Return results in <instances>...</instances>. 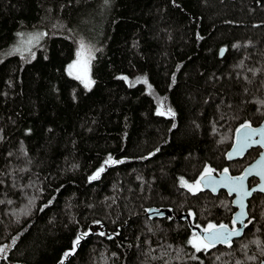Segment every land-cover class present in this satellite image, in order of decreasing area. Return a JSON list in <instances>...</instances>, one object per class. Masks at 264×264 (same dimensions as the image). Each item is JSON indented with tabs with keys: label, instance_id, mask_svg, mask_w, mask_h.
<instances>
[{
	"label": "trees",
	"instance_id": "1",
	"mask_svg": "<svg viewBox=\"0 0 264 264\" xmlns=\"http://www.w3.org/2000/svg\"><path fill=\"white\" fill-rule=\"evenodd\" d=\"M35 28L47 33L35 59L4 54ZM81 39L99 49L91 90L68 72ZM260 100L264 0H0V245L17 238L0 264H60L88 230L64 264H258L263 194L248 200L253 222L231 248L196 252L197 232L176 216L232 226L231 196L194 195L180 178L194 183L206 166L241 173L260 147L225 153L241 124L262 120ZM109 155L124 162L90 182ZM150 206L170 213L149 218Z\"/></svg>",
	"mask_w": 264,
	"mask_h": 264
},
{
	"label": "snow or ice",
	"instance_id": "2",
	"mask_svg": "<svg viewBox=\"0 0 264 264\" xmlns=\"http://www.w3.org/2000/svg\"><path fill=\"white\" fill-rule=\"evenodd\" d=\"M108 2L109 0H104L105 4ZM24 35L25 34L23 33H17V36L20 37H23ZM45 36H47V33L38 32L28 34L27 39H21L20 46L13 47L9 53H7V55L20 54L23 57V52L27 50L31 53V58L35 59V53L31 51V47H27L25 49L24 46H30L33 43L38 44ZM234 47H237V45H234ZM95 51H99V49H93L91 45L86 44L85 41L81 39L76 52V59L68 65L69 75H73L72 70L74 69V78L79 80L84 85V87L89 90H91V87L95 84V81L91 78V62L93 59H95ZM225 51L226 49L222 48L220 50V55H223ZM119 78L124 80L128 79L127 77ZM174 82L175 77L173 76V83ZM136 83H147V77H138ZM130 86H134V84L130 83ZM149 88H151V85H149ZM258 103L264 106V100H260ZM163 107L164 102L161 101L157 109V115H165V112L161 110ZM167 114L173 117L175 116V112L170 107L167 109ZM173 127H175V125H173ZM236 134V144L233 147V151L228 153V159H232L234 156H242L247 149L252 148L253 146L264 147V127L253 128L251 122L246 121L236 129ZM257 136L259 139H255ZM157 151H159V149H157ZM150 155H154V153ZM123 162V160L114 159L111 155H109L101 167L89 177V181L91 182L98 180L100 175L106 170V166H112ZM214 171L215 169L211 168L210 166H206L200 177L194 183H189L184 180L183 177H181V186L186 188L194 195L202 190L201 185L204 188H210L213 192H216L219 187H226L228 189L229 195L233 193L236 194V199L233 201V203L239 206L240 211L234 214V217L231 221V228L223 223L216 225L210 222L203 230L205 235L200 236L194 232L188 243L191 244L193 248H195L196 252H207L209 249L214 248L217 244H224L231 248L233 244L232 238L241 237L244 233V230L249 224L253 222L254 219L253 217H250L249 213L246 211L245 199L252 196L253 193L257 191L264 193V152L261 153V158L257 160L255 164L245 169L241 176H229V169L225 168L223 169V178L221 180H216L212 175ZM252 175L260 177L261 183L249 190L245 186L244 182L249 176ZM51 203L52 201H49L48 204L40 208L39 211H43L44 208H47ZM29 204H34V198L29 200ZM19 211L23 215L30 214V212L27 210V206L26 208H22ZM147 211L156 212L158 215H163V213L159 212V210L148 209ZM245 217H248L247 222H245ZM169 219H171V217H169ZM96 223H99V221H96ZM237 224H239V227H236ZM90 234L91 230L78 233L72 241L71 249L65 251L63 254L60 264H64V261L68 257L75 255L77 249L81 245V242L84 241ZM98 234L101 236L106 235L104 232H100ZM16 239L17 238H13L10 244L0 245V256L6 258L7 250L16 244ZM108 239H112V236H108ZM251 243H254L257 246L264 244V242L260 240H254ZM242 248H247V245H242ZM261 254L264 255V247H261ZM192 259H198V257L193 256ZM216 259L219 260L220 257H216ZM247 259L254 261L257 259V257L249 256ZM236 264H241V262L237 261ZM261 264H264V261H261Z\"/></svg>",
	"mask_w": 264,
	"mask_h": 264
},
{
	"label": "water",
	"instance_id": "3",
	"mask_svg": "<svg viewBox=\"0 0 264 264\" xmlns=\"http://www.w3.org/2000/svg\"><path fill=\"white\" fill-rule=\"evenodd\" d=\"M219 56H222V55H220V53H219ZM252 127H253V128L264 127V116H263L262 120L260 121V123H259L258 125H255V126L252 125ZM236 136H237V134H236V130H235L232 145L230 146V148H229V149L227 150V152L225 153V157H226V159H227L228 161H233V160H235V159H238V158H240V157H243V156L248 152V150L250 149V148L247 149V150L244 152V154H243L242 156H234L232 159H228V153L233 151V147H234V145L236 144ZM255 139H259V137L257 136V137H255ZM253 147H260V146H253ZM260 149H261V151L258 153V155L243 167L241 173H239V174H233V175H232V174H230V173L228 172V175H229V176H233V177H235V176H241V175L244 173V170H245V169H247V168H249L251 165L255 164L256 161L259 160V159L261 158V153L264 152V147H260ZM212 175H213V177H215L216 180H221V179L223 178V176H224V173H223V170H222V171L217 172V173H214V172H213ZM199 177H200V176H199ZM199 177H198V178H199ZM252 178L255 179V182H251V179H252ZM244 183H245V186L250 190L251 188H254V187H256L258 184H260V183H261V180H260V177L255 176V175H252V176H249V177L245 180ZM201 189H202V190L209 191V192H212V193H214V194H216V193H218L219 191L223 190V191H225V192L229 195V193H228V189H227L226 187H219V188L217 189L216 192H213L210 188H204L202 185H201ZM254 193H261V194L264 195V193L259 192V191L254 192ZM254 193H253V194H254ZM229 196H231V205H232V207L234 208V211H233V213H232V219H233L234 214L237 213V212H239L240 209H239V206H238V205H236V204L233 203V201L236 199V194L233 193V194H231V195H229ZM250 198H251V196H250V197H247V198L245 199L246 211H247V207H248V200H249ZM148 209L159 210V212L163 213V215H158V214H156V212H149V211H147ZM168 212L170 213L169 209H167V208H165V207L157 208V207H154V206H150V207H148V208L146 209V211H145V215H146L147 217H149V218H156V217L164 216V215H166ZM247 212H248V211H247ZM176 217H177V218H182V219H186V220H188L189 223H190V226H191L192 230H195V231L197 232V234H199L200 236L205 235V233H204V231H203L204 229H203L202 227H200V226H198V225L191 224V219H190L191 215H190L189 213H181V214H178ZM244 219H245V222H247L248 217H245ZM218 225H219V224H218ZM226 225H227V224H226ZM228 226H229V225H228ZM231 227H232V226H229V228H231ZM236 227H239V224H237ZM237 238H239V237H233L232 240L237 239ZM261 261H264V258H263ZM261 261H260L258 264H261Z\"/></svg>",
	"mask_w": 264,
	"mask_h": 264
},
{
	"label": "rangeland",
	"instance_id": "4",
	"mask_svg": "<svg viewBox=\"0 0 264 264\" xmlns=\"http://www.w3.org/2000/svg\"><path fill=\"white\" fill-rule=\"evenodd\" d=\"M42 32V33H45V31L44 30H42V29H38V28H35V29H30V30H21V31H19L18 33H23V34H25L23 37H21V38H19L20 36H17L18 38H16L15 39V41L12 43V44H10L8 47H7V49L6 50H4V54L5 55H7V53H9V51L13 48V47H15V46H20V41H21V39H27V36H28V34H32V33H34L35 31H38V32H40V31ZM40 32V33H41ZM93 43L94 42H86V44H89V45H91V46H93ZM36 45V43H33L32 45H25L24 47H25V49L27 48V47H31V49L34 47ZM26 52H28L27 50H25L23 53H26ZM74 61V60H73ZM72 61V62H73ZM71 62V63H72ZM70 63V64H71ZM67 71H68V68H67ZM73 71V75L72 76H74L75 75V70L73 69L72 70ZM69 72V71H68Z\"/></svg>",
	"mask_w": 264,
	"mask_h": 264
},
{
	"label": "flooded vegetation",
	"instance_id": "5",
	"mask_svg": "<svg viewBox=\"0 0 264 264\" xmlns=\"http://www.w3.org/2000/svg\"><path fill=\"white\" fill-rule=\"evenodd\" d=\"M260 151H261V149H260Z\"/></svg>",
	"mask_w": 264,
	"mask_h": 264
}]
</instances>
